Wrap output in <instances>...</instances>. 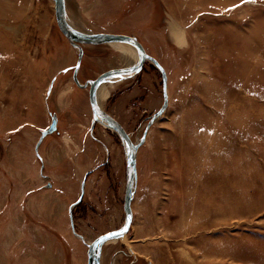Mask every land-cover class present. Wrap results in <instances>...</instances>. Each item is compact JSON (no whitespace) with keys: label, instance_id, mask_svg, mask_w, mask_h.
<instances>
[{"label":"rangeland","instance_id":"374dc122","mask_svg":"<svg viewBox=\"0 0 264 264\" xmlns=\"http://www.w3.org/2000/svg\"><path fill=\"white\" fill-rule=\"evenodd\" d=\"M65 6L75 31L135 36L166 76V107L137 148L130 229L103 244L101 264H264V206L234 212L238 198L256 196L255 172L264 180V0ZM82 47L81 83L123 66L117 47ZM76 58L53 0H0V264H87V243L124 220L125 147L100 122L85 135L92 116L88 87L72 80ZM105 82L99 105L139 141L163 103L161 71L147 60ZM53 114L58 129L37 158ZM87 171L71 208L79 238L69 204ZM241 181L250 187L240 190ZM219 206L228 215L216 217Z\"/></svg>","mask_w":264,"mask_h":264},{"label":"water","instance_id":"95a60500","mask_svg":"<svg viewBox=\"0 0 264 264\" xmlns=\"http://www.w3.org/2000/svg\"><path fill=\"white\" fill-rule=\"evenodd\" d=\"M54 2V13L55 19L58 28L61 33L65 36L68 42L76 48L77 50V60L73 68L72 78L73 81L80 87L86 88L88 86V100L91 108L92 116L94 120H98L102 123H105L108 128L113 130L121 139L122 143L125 147V186H124V194H123V210H124V220L120 227L116 229H112L106 231L98 236H96L88 245H87V264H101L100 262V254L102 245L106 241H110L116 238L123 236L129 229L131 221H132V210H131V198L134 190V186L136 183V154L137 148L143 143L145 139V132L147 128L151 124L152 120L159 116L166 107L167 104V95H166V76L164 69L158 63V61L146 53L142 44L137 40L135 36L121 34V33H106V32H98V33H81L75 31L73 28L69 26L67 23V19L65 16V6L64 0H53ZM123 41L131 44L135 47V49L139 52L140 58L137 63L134 65H130L127 67H119V68H111L101 72L98 76L93 79H88L83 83H80L77 79V71L80 66V61L83 55V44H102V43H110ZM151 61L153 64L158 67V69L162 73V86H163V103L156 115H153L148 123L146 124L144 133L141 139L137 142H133L129 137L126 130L123 126L108 112H106L99 105L96 97V90L99 84L102 82L115 79L122 76L132 75L138 73L145 61ZM52 83V81H51ZM93 120V121H94ZM57 118L56 115L53 114L51 116V121L49 125L40 131V135L38 140L35 143V151L37 152L38 146L45 135L53 132L56 129ZM51 184L47 182L45 184L46 187H49Z\"/></svg>","mask_w":264,"mask_h":264},{"label":"bare ground","instance_id":"6f19581e","mask_svg":"<svg viewBox=\"0 0 264 264\" xmlns=\"http://www.w3.org/2000/svg\"><path fill=\"white\" fill-rule=\"evenodd\" d=\"M65 6V5H64ZM65 11H66V14H68V11L66 9V6H65ZM68 23V21H67ZM78 32V31H77ZM177 31L175 30L174 26H172L171 28V33L174 35ZM68 41V40H67ZM139 41V40H138ZM140 42V41H139ZM173 42V41H172ZM109 45H112L114 47H117L119 49V55H120V60L121 62L123 63V66L121 67H127V66H130V65H134L135 63H137L139 61V58H140V54L139 52L135 49L134 46H132L131 44L129 43H126V42H123V41H117V42H110L108 43ZM68 49V51L72 52L71 49L69 47H66ZM83 48V47H82ZM77 59V58H76ZM81 62V61H80ZM146 62V61H145ZM81 64V63H80ZM119 68V67H118ZM108 86H109V83H106V82H102L101 84H99V86L97 87V90L99 91L98 93V96H102L104 95V93H106V91L108 90ZM88 87V86H87ZM97 90H96V97H97ZM98 101V100H97ZM57 126V124H56ZM46 136V135H45ZM44 136V137H45ZM48 137V136H47ZM46 138V137H45ZM43 138V139H45ZM43 139L42 141L40 142V144H42L43 142ZM39 144V146H40ZM38 146V147H39ZM234 169H238V170H243L244 167H241V168H234ZM254 176L256 177H259V181H260V184L256 187V196L254 198L250 197V196H246V197H242V198H238L240 200H242V207H239L238 209H236L234 212H251L253 213L254 210L252 209H260L262 206H264V180L261 178V174H258L255 172ZM261 176V177H260ZM250 187V183H244V181H241L239 183V188L240 190L242 191H245L247 190L248 188ZM236 196H230L228 195V197H226V199L228 200H233V199H237V197L235 198ZM224 199V197H222ZM234 201V200H233ZM231 201V202H233ZM233 209V208H232ZM132 210V209H131ZM214 210V215L216 217L218 216H222V215H228L227 212L225 210H223L222 207H214L213 208ZM233 211L230 212V214L232 213ZM131 226V224H130ZM130 229V227H129ZM128 229V231H129ZM112 230V229H111ZM127 231V232H128ZM126 232V233H127ZM126 233L124 234L123 237L126 236ZM107 242V241H106ZM105 242V243H106ZM104 243V244H105ZM103 247V245H102ZM87 248V247H86ZM206 253H209V254H223L224 251H221L217 248H210Z\"/></svg>","mask_w":264,"mask_h":264},{"label":"crops","instance_id":"0c3cea01","mask_svg":"<svg viewBox=\"0 0 264 264\" xmlns=\"http://www.w3.org/2000/svg\"><path fill=\"white\" fill-rule=\"evenodd\" d=\"M122 3V2H121ZM64 5H65V0H64ZM65 16H66V19H67V14H66V11H65ZM72 27V26H71ZM73 28V27H72ZM75 30V29H74ZM77 31V30H76ZM78 32H81V33H98V32H105V31H89V30H87V31H78ZM106 33H112V32H106ZM69 43V42H68ZM69 45H71L70 43H69ZM89 45V44H88ZM90 45H98V44H90ZM72 46V45H71ZM73 47V46H72ZM73 48H75V47H73ZM76 49V48H75ZM83 56V55H82ZM82 59V58H81ZM77 60V59H76ZM76 63V62H75ZM81 63V62H80ZM80 67V66H79ZM78 70H79V68H78ZM78 72V71H77ZM73 73V72H72ZM77 79H78V77H77ZM72 80H73V78H72ZM88 80V79H87ZM78 81H79V79H78ZM86 81V80H85ZM84 81V82H85ZM74 82V81H73ZM80 82V81H79ZM75 83V82H74ZM81 83V82H80ZM83 83V82H82ZM76 84V83H75ZM76 86L77 87H79V88H83V87H80V86H78L77 84H76ZM88 103H89V100H88ZM91 109V108H90ZM91 116H92V112H91ZM94 118H93V116L91 117V121H90V125H89V127H88V130L86 131V133H85V135L87 134V135H90V137H92L93 136V128H94V125H95V122H100V121H98V120H94ZM100 123H102V122H100ZM56 124H58V119H57V122H56ZM104 124V126H106L107 127V125L105 124V123H103ZM48 125H49V123H48ZM47 125V126H48ZM46 126V127H47ZM45 127V128H46ZM108 128V127H107ZM58 128H57V126H56V129L53 131V132H51V133H54L56 130H57ZM50 134V133H49ZM63 137H67V139L69 138L70 139V136H69V133H68V130L67 131H64V133H63V135H62ZM40 146H41V144H40ZM34 150H35V147H34ZM125 154H126V151H125ZM35 155H36V157L37 158H40V155H39V153H38V150H37V152L35 151ZM76 154H74L73 156H75ZM70 159L72 160V158L70 157ZM74 162V164H75V162H76V159L75 160H73ZM76 165V164H75ZM77 166V165H76ZM41 168H42V166H41ZM88 172H90V171H87V172H85V174H84V177H82V180L80 181V185H79V193H78V195H77V197L72 201V202H70V204H69V229H70V231H71V233L73 234V235H76L77 237H79V238H81V236L79 235V234H77L76 233V231H75V228L73 227V221H72V215H71V208L73 207V206H75L76 204H78L80 201H81V199H82V196H83V193H84V184H85V176H86V174L88 173ZM50 184H51V182H49ZM44 186H45V184H44ZM51 186V185H50ZM49 186V187H50ZM46 187V186H45ZM124 211V210H123ZM121 226V225H120ZM119 226V227H120ZM109 231V230H108ZM106 232V231H105ZM76 233V234H75ZM102 234V233H101ZM100 235V234H99ZM98 236V235H97ZM124 236V235H123ZM123 236H121V237H123ZM121 237H119V238H121ZM64 240H65V238H63ZM91 242V241H90ZM89 242V243H90ZM89 243H87V245L89 244ZM86 245V246H87ZM46 254H48V253H46ZM86 255H87V251H86ZM45 257H48V256H46L45 255Z\"/></svg>","mask_w":264,"mask_h":264},{"label":"snow or ice","instance_id":"6c2138e0","mask_svg":"<svg viewBox=\"0 0 264 264\" xmlns=\"http://www.w3.org/2000/svg\"><path fill=\"white\" fill-rule=\"evenodd\" d=\"M246 2L255 3V2H256V0H246Z\"/></svg>","mask_w":264,"mask_h":264}]
</instances>
